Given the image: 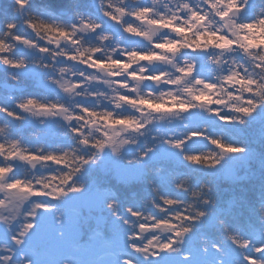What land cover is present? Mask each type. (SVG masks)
<instances>
[{"label": "snow or ice", "instance_id": "snow-or-ice-1", "mask_svg": "<svg viewBox=\"0 0 264 264\" xmlns=\"http://www.w3.org/2000/svg\"><path fill=\"white\" fill-rule=\"evenodd\" d=\"M95 8L99 17L80 4L64 14L46 6L31 14L30 0H0V13L11 10L19 18L5 20L0 34V66L11 70L7 79L21 89L30 82L56 94L9 96L16 111L0 105L10 120L44 130L32 134L42 142L31 146L22 136L5 134L8 125L0 127V228L7 236L0 264H56L54 243L86 251L92 232L107 234L109 248L127 249L118 264H137V257L166 264L177 256L183 264H264V208L255 223L229 225L212 213L209 186L197 190L188 178L176 182L167 167L182 157L215 169L246 154V147L187 121L202 114L244 126L264 110V0H96ZM21 25L30 36L19 34ZM16 46L34 59L14 57ZM177 122L182 131L161 130ZM195 140L216 151H188ZM130 148L137 149L131 159ZM153 161L159 162L148 181L154 196L144 202L153 211L127 207L122 215L116 194L107 190L58 211L85 193L89 170L100 167L118 173L122 183H139L153 171L147 166ZM17 163L32 178L18 177ZM38 168L54 171L37 176ZM169 180L189 201L161 193ZM85 203L96 211L94 220L81 219ZM49 213L54 224L43 222ZM198 225L210 235L194 237Z\"/></svg>", "mask_w": 264, "mask_h": 264}, {"label": "trees", "instance_id": "trees-1", "mask_svg": "<svg viewBox=\"0 0 264 264\" xmlns=\"http://www.w3.org/2000/svg\"><path fill=\"white\" fill-rule=\"evenodd\" d=\"M31 14H38V9L48 7L54 11L64 14L65 11L71 10L76 4H80L82 10L96 15L94 0H30ZM9 10L6 15L0 13V34L3 33V24L5 20H18ZM70 17L64 15V21L68 22ZM17 31L21 35L30 36L23 26L18 27ZM34 59V55L31 56ZM9 72L0 70V105L7 107L9 110L16 111L13 101L8 100V96L15 94L17 98L21 95L47 96L48 99H54L55 93L52 91L43 92L41 89L32 86L29 82L26 87L20 88L19 85L13 86L12 81L7 79ZM13 75H20L12 72ZM23 80V77H21ZM191 126L207 127V134L212 137L222 138L226 142L235 143L244 146L247 149L246 154L231 156L222 162L215 169H208L201 166L190 165L181 158L174 160L167 165L173 170L176 182L184 178H188L191 188L200 189L201 186L207 185L212 189V196L215 200V207L211 209L213 214H218L220 219L229 225L236 223L252 222L255 223L259 216L261 208H264V117L259 116V110L248 120L244 126L226 125L202 114H194L188 121ZM6 128L5 134L12 136H22L24 142L31 146H39L42 141L33 139V133L43 132L34 122L28 121L20 123L10 120L8 117L0 114V127ZM181 124H176L169 129L168 132L182 131ZM2 135V134H0ZM43 140V137H42ZM67 145L68 141H62ZM140 143V147L143 146ZM50 144L49 147H54ZM158 149L157 151H159ZM187 150L193 153H205L208 151H216L212 145L205 140H197L190 142ZM136 148H132L126 152L127 158L131 159L136 155ZM158 161L148 163L149 171L143 182L126 184L122 183L118 173L105 170L100 167L93 168L85 173L87 190L84 194H103L105 190L112 191L116 194L119 201V211L123 215L127 207L144 209V202L154 196L152 184L148 181L155 179L153 172L158 166ZM53 169H37L35 175L42 176L52 174ZM21 178H32L33 173L26 166H16V173ZM80 179V178H77ZM162 194L166 193L170 196L183 201H189L188 194L178 191L172 180L162 184L160 187ZM56 203V202H51ZM66 203L58 205V211L63 212ZM145 211H153L149 206ZM81 219L84 221L94 220L97 216L96 211L92 208H80ZM54 213H49L52 220L47 223L54 224ZM104 215L109 222H112L111 213L105 209ZM210 235L202 226H197L193 236L197 239L200 234ZM219 235V233L217 234ZM86 251H71L58 243L53 244L54 259L56 264L63 261L64 264L73 262L74 264H118L120 255L127 251L123 246L109 248L106 246L107 234L98 236L92 232L87 238ZM7 243V238L0 236V246ZM137 264H148L142 258L137 257ZM166 264H183L180 258L172 257Z\"/></svg>", "mask_w": 264, "mask_h": 264}, {"label": "rangeland", "instance_id": "rangeland-1", "mask_svg": "<svg viewBox=\"0 0 264 264\" xmlns=\"http://www.w3.org/2000/svg\"><path fill=\"white\" fill-rule=\"evenodd\" d=\"M15 49H17V47H15ZM18 50L22 51V52H23V53H24L29 59H31V56L33 55V53H32L31 51H29V50L23 48L22 46H18ZM15 54H16V53H15ZM13 55H14V54H13ZM15 56H16V55H15ZM176 124H178V122H177V123H173L171 126H163V125H162V126H160V127H161V130H162L163 132L167 133V132L169 131V129H172V127H173L174 125H176ZM196 141H197V140H195V142H196ZM142 142H144L143 139H141L140 143H142ZM131 149H132V148L127 149L126 152H129ZM161 151H166V149H160V150L158 151V153L161 152ZM134 167H135V166L133 165V168H134ZM118 176H119L120 179H122V177H121L119 174H118ZM88 196H89V194H82L81 196H72V197H70V199H69L68 202H64V203H66V205L69 204V203H71V204H77V203H80V202L85 201L86 198H87ZM26 208H27V206H26ZM81 208L91 209L86 203H85L84 206L81 207ZM42 215H46V216H47V220H45V221H43V222L47 223V222H50V221L52 220V217H50L49 214H42ZM0 236H1V237H4V238H7V236H6V234L3 232V229H2V228H0ZM68 264H74V263L71 262V263H68Z\"/></svg>", "mask_w": 264, "mask_h": 264}, {"label": "water", "instance_id": "water-1", "mask_svg": "<svg viewBox=\"0 0 264 264\" xmlns=\"http://www.w3.org/2000/svg\"><path fill=\"white\" fill-rule=\"evenodd\" d=\"M16 166H21V165L19 163H17Z\"/></svg>", "mask_w": 264, "mask_h": 264}]
</instances>
